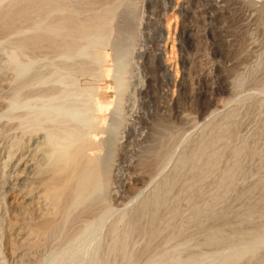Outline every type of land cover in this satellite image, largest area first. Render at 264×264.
Returning a JSON list of instances; mask_svg holds the SVG:
<instances>
[{"label":"rangeland","instance_id":"1","mask_svg":"<svg viewBox=\"0 0 264 264\" xmlns=\"http://www.w3.org/2000/svg\"><path fill=\"white\" fill-rule=\"evenodd\" d=\"M12 1L15 0H0V6L5 7ZM122 11L132 22L133 31L111 27L105 46L102 44L106 56L101 60L94 58V45L83 40H79L82 46L79 45L74 55L69 54L70 57L49 50L48 46L37 47L38 51L33 48V52L31 48L29 51L27 47H20L19 41L34 33L36 27L30 23L19 26L8 36H0V128L3 129H0V264H264V0H125ZM44 16L36 17L37 23L41 19L38 25L46 23ZM130 32L133 42L122 44L128 43ZM113 40H118L121 46ZM138 49L144 51V57L135 55ZM122 50L129 59L126 75L129 77L123 80V91L115 89L112 76L116 68L114 53ZM36 74L41 75L37 78L40 81L32 80ZM60 92L66 93L60 94L59 100L56 94ZM95 97L103 101L105 117L111 118L117 104L121 106L115 115L119 124L117 137L121 141L125 140L126 124L137 128V135L131 138L124 161L120 162L122 180L117 185L121 187L114 184L109 193L110 200L117 188L120 202L111 201L100 222L88 228L71 246L60 238L44 247L46 250L30 252L28 245L34 239L31 231L34 224L22 218V213L29 212L34 217L32 222H37L49 205L43 201L41 188L25 191L23 179L28 174L25 170L32 166L24 168V163L17 164L30 154L35 140L26 138L30 140L28 143L17 145L19 132L11 127L14 120L18 121L15 116L20 114L19 119L29 113L53 110L75 117ZM50 100L60 103L56 105ZM11 122L8 128L5 123ZM162 149L167 151L166 162L150 170L143 167ZM9 154L15 157L12 162ZM196 154L203 155L202 159L198 156L200 160L196 159ZM205 160L207 167L215 163L212 169L205 166L204 170ZM168 178L175 183L168 199L166 196L162 201L166 203H159L162 206L156 214L160 217L155 215L154 223L151 210H147L149 199L156 197V190ZM141 204H147V209L136 216L133 229L129 222ZM151 226L161 229L157 227L154 241ZM213 234L219 236L215 239ZM207 240L213 242L208 245Z\"/></svg>","mask_w":264,"mask_h":264},{"label":"bare ground","instance_id":"2","mask_svg":"<svg viewBox=\"0 0 264 264\" xmlns=\"http://www.w3.org/2000/svg\"><path fill=\"white\" fill-rule=\"evenodd\" d=\"M9 1L11 2V0H9ZM15 1H12L13 3H11V4L7 3L5 7L4 6H2V7L0 6V36L4 37L6 34L8 36L9 33L14 31V29L16 30L17 28H19V26H21V25H23L25 23L26 24L27 23L33 24V27L34 26L36 27V28H34V30L35 29H37V30L36 31L33 30L34 33L33 34L31 33V35L26 32L29 36L25 35L23 38L21 37L22 39L19 41L20 47H22V48H26L27 47V48H29V51H30V48H31L32 52H33V48L37 49V51H38L39 49H41V48H39L40 46H42V47L43 46L44 47L48 46L49 50L52 49L53 52L55 51V52H57L59 54L60 53L61 54H68V56H69V54L70 55H74L75 53H73V52L75 50H77L79 45H81L79 43V40H83L84 42L85 41H89V43L91 42L94 45V48L92 47L94 58L96 60H101V59H103L106 56V53H105V51H104V49L102 47V44H104V43L106 44V42H107L106 41L107 40V38H106L107 37V33H108V30L111 27L112 28L113 27L124 28L127 32L132 30V28H134L132 22L129 19H126L127 18L126 17L127 14L125 16L124 15L125 13L122 11V7H123V5L125 3V0H19V1L15 0ZM131 1H133V0H131ZM7 2H8V0H7ZM130 6H131V4H130ZM250 8H251V6H250ZM89 11H92V13L91 14H87V12H89ZM51 14H53V16ZM40 15L41 16L45 15L46 18H47V21H46V23L43 26L38 25L41 19L39 20L38 23L35 20L36 17L40 16ZM128 17H130V16H128ZM141 25H142V28H143L144 27V22ZM116 28H114V29L116 30ZM125 30H123V31H125ZM128 35H129V36H127L128 40H129L128 43H122V44L130 45V43L133 42V39H134L133 33L130 32ZM83 41L81 42L82 44L84 43ZM113 41H115V40H113ZM117 41L118 40H116L114 43L119 45V42H117ZM105 44H104V46H105ZM116 44H114V46ZM111 45L112 44H110V46ZM119 46H121V45H119ZM14 48H17V47H14ZM44 50H45V48H44ZM34 52H36V51H34ZM42 53H44V52H42ZM49 53L47 52V54H49ZM71 53H73V54H71ZM53 54H55V53H53ZM114 55L116 56V68L114 69V74L112 76H113V80H114V83H115V86H116L115 89L121 90L123 88V86H124V81H123L124 78L125 77H129V76H126L129 73V70L127 68V63H128L127 61H129V59H126L127 55L123 52V50L122 51H117L116 53H114ZM135 55H137L138 57L142 58V57H144L145 54H144V51H142V49H138ZM14 60H16V58ZM73 61H75V60H73ZM84 62H86V61H84ZM63 66H65V64H63ZM77 66H79V65H77ZM82 68L84 69V67H82ZM94 68L97 69L96 66ZM95 69H93V70H95ZM93 70L91 72H93ZM48 73H50V72H48ZM83 74H85L84 71H83ZM258 74H259V71H258ZM38 75L36 74V78L32 79V80H35V82H36L37 78L40 79L41 75H39V76ZM53 76H55V75H53ZM96 76H98V75H96ZM44 77H45V75L43 76V78ZM47 77L48 76H46L45 80H47ZM38 81H40V80H38ZM50 81H51V79H50ZM50 81H49V83H50ZM42 82H45V81H42ZM54 86H51V87H54ZM41 88H43V87H41ZM56 88H58V87H55L54 89L58 91L59 89H56ZM59 88H62V87H60V85H59ZM69 88H70V86H69ZM52 90H53V88H52ZM67 90H69V89H67ZM81 90H82V88H81ZM86 90H88V89H85V91ZM42 91L45 93V88H43ZM50 91H51V89H50ZM57 91H56V93L59 92V91L58 92ZM74 91L76 92V90H74ZM121 91H123V90H121ZM33 92L35 93V96H36L35 90ZM46 92H48V91H46ZM53 92H55V91L53 90ZM77 92H79V91H77ZM56 93H54V94H56ZM65 93L66 92H64V94ZM138 93H141V89L138 91ZM13 94H14V92H13ZM60 94H61V92L59 94H56V97L64 95L63 92H62L61 95ZM43 95H45V94H43ZM14 96H15V94H14ZM26 96L27 95H25V97ZM32 96H34V95H32ZM35 96H34V98H35ZM88 96L86 95L85 97H88ZM15 97H17V94H16ZM47 97L50 99V97H51L50 94L47 95ZM91 97H93V96H91ZM58 98L60 100V97H58ZM65 98H67V97H65ZM13 99H11V100H13ZM29 99H31V98H29ZM37 99H38V97H37ZM83 99H84V97H83ZM90 99H92V98H90ZM90 99H89V101H90ZM50 101H53V100H50ZM55 101L56 100H54L53 102L56 105L58 103H60L58 101H56L57 102L56 103ZM23 102H25V101H23ZM13 103H14V101H13ZM30 103L31 102H29V104ZM54 103H53V105H54ZM49 104H51V102ZM13 105H15V104H13ZM13 105H11V106H13ZM23 105L24 104H22V106ZM44 105H46V104H44ZM53 105L51 104V106H53ZM65 105L66 106H64V108H67V104H65ZM25 106H26V104H25ZM33 106H34V104H33ZM40 106H42V105H40ZM122 106H123V104H122ZM54 107L55 106H53V108ZM103 107H104L103 101L100 98L95 97V98H93L92 102H89V104L85 106L84 112L82 114L78 115V116H75V117H73L72 115L71 116L64 115V114L59 113V112H57V113L56 112H52L53 110L52 111H45L44 110V111H38V112L35 111L36 113L32 112L34 114H31V115H30V113L28 115L25 114L27 116H22V117H20L18 119L17 116H20V114L17 115L15 113V115H17V116H15V119H17L18 121L15 122V120H14L13 126H11V127L12 128L14 127V129L15 128L18 129L19 138H18L17 141H15L17 143V145H22L24 141L26 143H28L30 140L28 141L26 138L35 140V145L33 144L34 147L32 146V149L30 148V150H31L30 154L27 157L25 156V158L23 157L24 159L23 158L19 159V162L17 164V166H18L19 163H21V162L24 163L25 164L24 168L32 166L31 169H29V170L26 169L25 170L28 173V174H26L24 176V179H23L24 182H25V183L23 182V184H25L28 187V188L26 187L25 191L28 189L27 192H29V191L31 192V191H33L36 188H41L43 190V192H42L43 201L45 202L46 206L49 205L48 209L47 208L45 209L46 211L43 213V215H41V217L37 220V222H36V220L34 221L35 223L32 222L33 221L32 219L34 217H32V215H30L29 212L28 213L27 212L22 213V215L24 214L23 217L21 216L22 218H24V219H26L28 221L31 220V222H29V224L30 223H31V225H32V223L34 224L32 226L28 224L29 226H31V228H33V230H31V231L34 232L33 233V232L30 231L31 233L34 234L33 241L29 242V245H28L30 252L31 251L33 252L34 250L36 251L37 249H41V248L46 250V248H44V247H47V245L49 243H51L53 240H55V239L57 240V239H60V238H63V240H65V242L67 243V246H69L70 244H73L74 242H76L88 230V228L92 227V225L97 223L99 221V219L106 214L108 208L111 206V204H110L111 201L116 203V202H118L121 199L119 190H117V188H116V187H119V188L121 187L120 185L119 186L117 185V184L121 183V180H122L121 179L122 176L120 174V169H121L120 168V166H121L120 162L122 163V161H121V160H123L122 158H125L124 157L125 156V152L129 148V144H130L131 138L133 136L137 135V128L133 124H126L125 123L126 124L125 126L123 124V126H124L123 128L125 129V131H124L125 140L121 141L120 138L117 137V134L119 133V131H118L119 130V124H118V121H116V118H117L116 116L118 115V114L116 115V113L118 111H121V106L117 104V106L115 108V112H113V114H111V118L105 117L103 115ZM43 108H45V107H43ZM79 108H80V111H81L82 107H79ZM1 110L3 111V108ZM67 110L68 109H66V111ZM26 111L22 112V114L24 115V113ZM77 111H78V109H77ZM122 112H120V114ZM13 114H14V112H13ZM71 114H73V113H71ZM10 115H11V113H10ZM109 119H111V121H109ZM123 119H125V118H123ZM8 120H9V118H8ZM10 120H11V118H10ZM10 120H9V122H10ZM133 120H134V118H133ZM5 124L9 128V125H12V122H11V124H7V123H5ZM3 126H4V124L2 125V127ZM6 126H5V130L4 131H7L6 130ZM0 129H2V128H0ZM2 131H3V129H2ZM214 132H216V131L214 130ZM15 133H16V130H15ZM144 138H146L145 135H144ZM16 139H17V137H16ZM162 140L163 139H161V141ZM211 142H213V141H211ZM26 143L24 145L28 146V144H26ZM244 143H246V142H244ZM21 148H23V147H21ZM13 149H14V147H13ZM204 149L205 148H203V151H204ZM252 149H254V148H252ZM26 150L28 151V148ZM165 150L162 149V151H160L159 153L156 154V156L154 157L155 159H153L152 162H150V161L148 162L147 161L148 163L145 164V166H143V167H148L147 169L150 170V169H153V168H158L163 162H166V160H167V158H166L167 157V155H166L167 151H165ZM198 151H200V150H198ZM148 152H149V150H148ZM204 152H202V153H204ZM13 153H15V152H13ZM197 154L195 156L196 159H199V158H201L203 156L201 154H200V156H198ZM197 156L199 158H197ZM209 157H211V156H209ZM14 158L15 157L13 155H10L9 160H11V162H12V160ZM195 158H193V159H195ZM205 159H208V158H205ZM184 160L185 161H182L183 163L187 162L186 159H184ZM211 161H213V160H211ZM211 161L208 162V164L212 163ZM204 162H206V160L203 161V163ZM214 162H215V160H214ZM206 163H204V167L206 166L205 165ZM133 164H135V163H133ZM136 164H138V162H136ZM189 164H191V163H189ZM212 164H210V166L208 165L209 167H207V166L206 167L210 168ZM196 165H198V164L196 163ZM214 165H215V163L213 164V166ZM191 166H192V164H191ZM201 166H203V165H201ZM193 167H195V166H192V168ZM206 167L204 169L205 171H206ZM24 168L22 169V172H24L23 171ZM200 168L201 167H198L197 169H200ZM195 169H196V167H195ZM210 169H212V168H210ZM132 170H134V169H132ZM143 170L146 171L145 168ZM208 171H210V170H208ZM202 172H204V171H202ZM136 173H138V172H136ZM230 176H231V174H230ZM175 178H177V177H175ZM23 180H21V181H23ZM173 180L174 179H172V178H170V179L168 178L165 181H163L161 183V185L159 184L160 186L158 187V189L155 192V196L156 197L154 199H152V201H151V199H149L150 200V203H149L150 206H147V204H148L147 203V204H141L139 207H137V209L135 208L136 210H135L134 216L130 219V222L128 221L129 224L132 226V228L135 226L136 222L134 223V219L136 218V220H137L136 216L141 215L143 213V210L144 209L146 210L147 207H148L147 210H151L152 213L150 214L149 211H147V212H149L150 215L153 214L152 217H151V219H153V221L152 220L151 221L156 223L154 221L155 220V215L160 217L158 214H156L158 212L157 209H158V207L162 206L161 204H165L166 203V200H165V203H162V201L164 202V198L166 196H167L166 198L168 199V193L170 191V188L172 187V183H175V181H173ZM219 180H221V179H219ZM114 184H116V187H115L116 190H115V192L113 190L114 193L112 194V196L110 195L111 198L109 200V193L111 192V190H112L111 188H112V186ZM174 185L175 184H173V187H174ZM216 186H217V184H216ZM11 191H13V190H11ZM178 191H179V189H178ZM174 195H173V197H174ZM249 198H251V197H249ZM122 199H123V196H122ZM214 199H215V197H214ZM121 201H123V200H121ZM160 202H161V204H160L161 206L159 205ZM118 204H117V206H118ZM249 204H251V203H249ZM39 205H41V204H39ZM256 207H254V209ZM257 208L255 210L258 211ZM217 210H219V209H217ZM252 210H250V211H252ZM37 211H40V210H37ZM111 211H113V210H111ZM194 212H196V210ZM7 214H9V213H7ZM20 214H21V212H20ZM196 214H198V213H196ZM36 215H37V213H36ZM207 215L208 214H206V216ZM216 216L220 217L219 215H216ZM119 217H121V216H119ZM140 218H141V216H140ZM223 218H225V217H223ZM18 220H20V219H18ZM177 220H178V218H177ZM112 223L114 224L116 222H112ZM158 223L156 225L161 224V222L159 224ZM164 223L165 222H163V224ZM166 223H167V221H166ZM25 224H27V223H25ZM152 225H154V224H152ZM110 226L111 225H109V227ZM143 227H144V225H143ZM157 227L153 226L152 229H150L151 230L150 233H152L151 236H153V241L155 239V236L157 235V231H158ZM158 229L161 230L159 227H158ZM126 230H128V229H126ZM159 232H158V235H159ZM219 232H220L219 235H221V231H219ZM135 233H137V232H135ZM213 235H214L213 237H215V239L219 236V235H217V237H216L215 234H213ZM173 236H175V235H173ZM118 237H120V236H118ZM91 238H90V240H91ZM211 238H212V236H211ZM215 239H212V240H214V242H215ZM63 240H62V242H63ZM209 240H211V239H209ZM115 242H118V241L116 240ZM122 242H125V241H122ZM122 242H120V243H122ZM207 242H208V240H207ZM210 242H208V245H209ZM167 244H169V243H167ZM54 245L52 244V246H54ZM13 247H14V245H13ZM59 249H57V251H59ZM13 250H15V249H13ZM100 250H102V249H100ZM63 251H65V250H63ZM105 253H107V251ZM74 255H75V253H74ZM126 255H127V253L125 254V256ZM158 256L160 257V255H158ZM41 257H42V255H41ZM119 257H120V255H119ZM154 258L155 257H153L152 259H154Z\"/></svg>","mask_w":264,"mask_h":264}]
</instances>
